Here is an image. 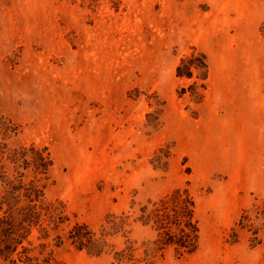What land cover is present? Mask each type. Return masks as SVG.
<instances>
[{"label":"rangeland","instance_id":"1","mask_svg":"<svg viewBox=\"0 0 264 264\" xmlns=\"http://www.w3.org/2000/svg\"><path fill=\"white\" fill-rule=\"evenodd\" d=\"M192 54L207 73L178 77ZM0 115L18 126L6 143L48 149L46 199L71 224L188 188L199 249L154 264H264V233L238 225L264 208V0H0Z\"/></svg>","mask_w":264,"mask_h":264},{"label":"trees","instance_id":"2","mask_svg":"<svg viewBox=\"0 0 264 264\" xmlns=\"http://www.w3.org/2000/svg\"><path fill=\"white\" fill-rule=\"evenodd\" d=\"M207 68L204 55L192 54L181 60L176 74L192 78L194 70L203 75ZM17 134L18 126L0 115V264H55L58 251L71 247L95 257L113 253V264H154L169 249L179 258L199 249L200 225L188 188L160 197L151 208L142 206L137 216L125 211L108 214L98 230L86 223L71 224L69 216L46 199L53 168L48 149L5 142ZM238 225L260 243L264 208L245 211ZM134 228H147L152 236L137 246L130 237Z\"/></svg>","mask_w":264,"mask_h":264}]
</instances>
